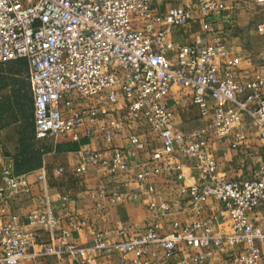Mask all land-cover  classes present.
<instances>
[{
  "label": "built area",
  "instance_id": "obj_1",
  "mask_svg": "<svg viewBox=\"0 0 264 264\" xmlns=\"http://www.w3.org/2000/svg\"><path fill=\"white\" fill-rule=\"evenodd\" d=\"M240 12L263 16L258 25L263 46L255 64L225 38L236 30L235 23L228 32L214 31L216 19L234 22ZM196 20L214 35L212 43L167 39L172 30ZM243 60L250 67L241 68ZM16 62L28 69L36 139H92L95 131L87 123L106 114L105 105H115L120 92L126 118L104 123L98 131L113 142L124 134L127 120L144 122L155 135L149 151L154 166L138 171L137 181L154 193L147 180L169 173L196 214L207 203L220 211L184 227L174 224V232L165 235L157 224L133 238L125 230H92L87 242L77 245L51 202L46 167L36 174L38 206L14 210L16 202L31 197L32 187L0 147V264L44 258L102 264L113 255L120 264H150L158 250L172 259L183 248L194 252L182 255L177 264H202L209 251L227 249L235 251L232 264H263L264 159L255 177L227 179L218 172L210 142L234 137L231 147L237 149L247 132L264 141V0H192L165 13L157 12L152 0H0V63ZM174 86L190 91L198 112L200 125L189 133L175 129L174 113L165 101ZM128 141L125 149L104 154L91 147L79 150L76 173L84 175L90 165L111 175L130 173L146 145L135 133L128 134ZM186 170L195 176L194 183L187 184ZM64 172L63 167L52 169L55 178ZM92 196L100 199L98 206L139 200L130 191L108 193L105 188ZM148 209L169 211L166 203L154 201ZM70 226L82 231L85 222ZM40 233L48 240L41 241Z\"/></svg>",
  "mask_w": 264,
  "mask_h": 264
},
{
  "label": "crops",
  "instance_id": "obj_2",
  "mask_svg": "<svg viewBox=\"0 0 264 264\" xmlns=\"http://www.w3.org/2000/svg\"><path fill=\"white\" fill-rule=\"evenodd\" d=\"M192 0H152L154 9L159 13H165L170 7L183 5ZM251 17L259 13H243ZM227 18V16H226ZM228 19V18H227ZM226 19V20H227ZM234 22L216 19L214 22V31L224 29L228 32L229 26ZM261 23V22H260ZM259 23V24H260ZM258 24V25H259ZM213 34L205 32L201 27L200 20L190 22L186 28H176L167 35V39L174 43H186L194 41H205L212 43ZM239 54L241 49L238 51ZM241 56V54H240ZM246 57V55H242ZM255 64L256 59H250ZM241 68L250 67L248 60H243ZM174 113L175 129L183 133H189L200 125L197 109L192 105L191 93L178 86L171 89L170 94L165 99ZM106 114H100L95 120L89 121L87 126L95 131L94 137L90 140L82 139L79 143H73L70 137L59 136L54 140V144L48 152V163L44 160L41 168L46 167L49 171L48 186L50 190L51 202L62 218V226L72 233V241L81 245L87 242L90 232L96 230L99 232L113 233L116 230H125L127 238H133L146 232V230L155 224L158 225L160 234H170L174 232V224L179 227L191 225L195 221L205 220L216 215L220 208L213 203H207L199 208L200 214H196L191 201L179 195L175 181L169 173H161L155 178L147 180V183H153L155 192L149 193L146 183L137 181L138 171L153 167L150 162L149 151L153 147L154 134L149 131L144 122L135 123L125 121L124 134L113 142H106L98 131L99 126L116 119H125L123 109V99L118 92V102L115 105H105ZM195 127V128H194ZM194 128V129H192ZM192 129L191 131H189ZM138 134L146 145L138 158V167L134 168L128 174L111 175L109 171L102 169L99 165H90L84 175H78L76 168L80 164L79 150L88 147L101 153L125 149L128 146V134ZM234 137L229 140L210 142V147L217 159L218 172L227 179H237L242 177L253 178L256 176L258 168L264 159V141H261L254 133L247 132L246 140L239 142L238 148L231 147ZM172 168L177 165L176 160H172ZM63 167L62 177L55 178L52 175V169ZM39 168V169H41ZM38 169V170H39ZM37 170V171H38ZM37 171L26 173L32 187V195L29 198L20 200L14 204L16 211H27L39 204L41 195V186L36 181ZM187 171V184L195 181V176L191 171ZM100 188H105L108 193L117 191H130L139 196L137 201H127L122 204L110 205L106 202L100 204V199L92 196ZM65 199V200H64ZM164 202L168 205L169 211L163 214L159 209L150 211L148 205L151 202ZM79 222H85V228L82 231H76L70 224L76 225ZM40 240L47 241L48 236L40 233ZM117 241L122 238L117 237ZM264 264V244L261 245ZM194 252L187 248L178 251L172 259H167L164 252L157 251V258H150L147 255L144 260L150 258V264H177L178 259L186 253ZM234 250L227 249L224 253L209 251L206 261L202 264H232L231 257ZM56 258H44L37 262H26L24 264H63ZM102 264H120L118 255H113L110 260ZM125 264H132L131 261Z\"/></svg>",
  "mask_w": 264,
  "mask_h": 264
},
{
  "label": "rangeland",
  "instance_id": "obj_3",
  "mask_svg": "<svg viewBox=\"0 0 264 264\" xmlns=\"http://www.w3.org/2000/svg\"><path fill=\"white\" fill-rule=\"evenodd\" d=\"M254 15H238L236 30L230 37H225L235 42L238 51L241 49L240 54L249 59H256L263 46L258 31L263 16ZM32 114V92L26 64L0 63V147L2 155L13 161L15 170L16 160L22 159L33 168L39 160L43 166L44 160L48 163L50 158L47 152L51 150L55 139H36Z\"/></svg>",
  "mask_w": 264,
  "mask_h": 264
},
{
  "label": "trees",
  "instance_id": "obj_4",
  "mask_svg": "<svg viewBox=\"0 0 264 264\" xmlns=\"http://www.w3.org/2000/svg\"><path fill=\"white\" fill-rule=\"evenodd\" d=\"M16 63H18V62H16ZM32 106H33V100H32ZM32 119H33V114H32ZM33 129H34V124H33ZM48 152H50V151H48ZM41 167H42L41 166V160H39L38 164L33 168L29 166V163H27L26 161H23L22 159H20V161L16 160V172L18 174H26V173L33 171L36 168H41Z\"/></svg>",
  "mask_w": 264,
  "mask_h": 264
}]
</instances>
